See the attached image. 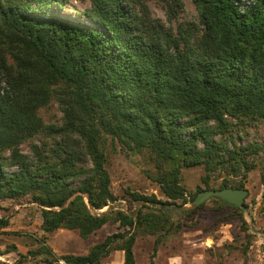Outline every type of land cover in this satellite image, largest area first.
Here are the masks:
<instances>
[{
  "label": "trees",
  "instance_id": "obj_1",
  "mask_svg": "<svg viewBox=\"0 0 264 264\" xmlns=\"http://www.w3.org/2000/svg\"><path fill=\"white\" fill-rule=\"evenodd\" d=\"M69 1L0 0V203L30 197L43 235L13 264H102L116 251L136 264L138 238L158 236L157 249L185 227L172 213L191 218L205 207H186L199 193L243 189L264 151V143L239 142L264 127V0H192L197 20L175 30L145 0H79L90 3L84 20L53 11ZM161 1L170 21L185 7ZM55 103L59 123L43 115ZM109 139L149 157L146 175L166 200L127 189L122 197L136 211L114 206ZM197 167L205 189L189 193L182 171ZM214 177L223 179L218 189ZM209 201L248 230L246 211ZM108 224L122 231L87 255L56 257L47 244L61 229L88 240ZM9 226L0 217V234Z\"/></svg>",
  "mask_w": 264,
  "mask_h": 264
},
{
  "label": "rangeland",
  "instance_id": "obj_2",
  "mask_svg": "<svg viewBox=\"0 0 264 264\" xmlns=\"http://www.w3.org/2000/svg\"><path fill=\"white\" fill-rule=\"evenodd\" d=\"M145 2L154 18L161 19L167 27L174 30L179 24L187 25L198 18L192 0H184V10L174 21L169 20L167 9L161 0H145ZM89 7L88 1L70 0L62 10L54 8L53 11L68 18L84 20L81 14ZM58 108V104L55 103L44 112L46 121L61 122L62 113ZM239 142L264 143V127L245 130ZM21 150L26 154L30 153V145H22ZM106 153L112 191L120 199L114 205L116 208L129 214H133L138 208L129 199L122 197L127 189L148 196L154 194L158 199L166 200L160 187L146 175L147 172H154V166L147 155H127L111 139L107 142ZM251 161L255 169L249 173L244 183V188L249 191L245 201L248 208L245 215L248 230L245 231L238 218L233 217L236 212L222 209L215 201L206 202L205 207L191 218L175 215L176 210L168 207L166 210L174 212L172 213L174 218L182 222L185 227L177 235L166 238L157 249L158 236L138 238L135 245L136 264H264V151ZM204 176L203 167L184 169L182 185L189 193L197 192L199 187L205 189L202 184ZM216 177L211 182V187L214 189H218L223 181L222 178ZM186 207L191 208L192 205L188 204ZM178 210L181 212V209ZM0 217L10 220V226L0 234V261L13 264L20 255H27L29 250L38 246L36 239L43 237L40 229L42 217L37 206L30 202V197L0 203ZM120 231L122 230L119 224H108L98 234L84 240L78 238L77 232L61 229L50 235L47 243L52 246L53 252L55 251L54 255L60 257L66 255L67 251L74 254L73 251L76 252L74 249L79 240H84L86 245H83L88 247ZM12 247L15 249H11ZM59 250L64 252L60 253ZM3 253L6 254L2 255ZM108 263L109 260L106 258L102 264ZM24 264L43 263L37 259ZM60 264L64 263L60 262Z\"/></svg>",
  "mask_w": 264,
  "mask_h": 264
},
{
  "label": "water",
  "instance_id": "obj_3",
  "mask_svg": "<svg viewBox=\"0 0 264 264\" xmlns=\"http://www.w3.org/2000/svg\"><path fill=\"white\" fill-rule=\"evenodd\" d=\"M249 196V191L245 188L243 189H232L226 188L222 190H211L204 191L198 194L196 200L194 201L191 209H196L204 203L208 202L211 198L218 197L228 204L247 211L245 207V201Z\"/></svg>",
  "mask_w": 264,
  "mask_h": 264
},
{
  "label": "crops",
  "instance_id": "obj_4",
  "mask_svg": "<svg viewBox=\"0 0 264 264\" xmlns=\"http://www.w3.org/2000/svg\"><path fill=\"white\" fill-rule=\"evenodd\" d=\"M41 224H42V222H41ZM79 237L80 236H78V238ZM84 243H85L84 240H79L78 241V245H76V247H75L76 249H74V250H76V252L73 251V253L75 255H87L89 253L90 248L92 246H94V245H91V246L89 245L88 247H86V246H84V245H86ZM49 244L51 245V242H49ZM64 250H67V249L64 248ZM64 250H59V251H60V253H62V252H64ZM54 253H55V251H54ZM70 253L71 252H69V251L66 252V254H70ZM108 260H109V263L108 264H124V252L123 251H116L114 253H111L110 256L108 257Z\"/></svg>",
  "mask_w": 264,
  "mask_h": 264
}]
</instances>
